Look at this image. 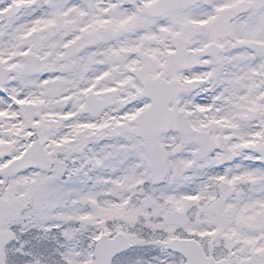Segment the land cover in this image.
<instances>
[{"label":"snow or ice","instance_id":"6c2138e0","mask_svg":"<svg viewBox=\"0 0 264 264\" xmlns=\"http://www.w3.org/2000/svg\"><path fill=\"white\" fill-rule=\"evenodd\" d=\"M0 264H264V0H0Z\"/></svg>","mask_w":264,"mask_h":264}]
</instances>
